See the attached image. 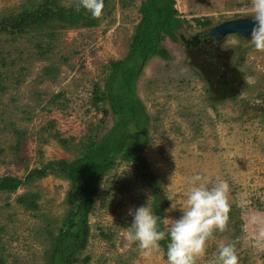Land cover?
I'll list each match as a JSON object with an SVG mask.
<instances>
[{
  "label": "rangeland",
  "instance_id": "rangeland-1",
  "mask_svg": "<svg viewBox=\"0 0 264 264\" xmlns=\"http://www.w3.org/2000/svg\"><path fill=\"white\" fill-rule=\"evenodd\" d=\"M24 1L0 0V14L18 9ZM111 2L100 18L89 13L82 27L63 31L44 54L35 36H0L5 87L0 89V176L23 178L49 160H72L77 154L73 146L91 133L89 126L100 124L98 130L103 131L113 124L108 105L91 103L93 89L97 83L104 85L106 65L127 55L141 14L140 0H126L124 6L119 0ZM251 3L176 0L175 6L185 19L181 31L190 35L196 17L213 24L248 18ZM163 44L170 59H148L136 82L151 124L142 151L144 165L119 161L103 175L89 214L87 242L75 264H167L162 247L145 254L129 242L128 210L148 198L151 207L157 194L166 203V227V218L181 216L188 178L197 173L209 181H225L230 203L224 230L207 242L198 264H212L218 246L229 243L235 246L238 264H264V239L257 236L264 227V51L255 50L250 39L229 34L225 45L233 48L246 87L234 98L213 101L180 42L167 37ZM70 187L68 179L50 173L16 192L0 191V264H44L51 234L58 233L68 210ZM27 191L39 194L37 210L18 203V195ZM169 199L177 208L166 211Z\"/></svg>",
  "mask_w": 264,
  "mask_h": 264
},
{
  "label": "trees",
  "instance_id": "trees-1",
  "mask_svg": "<svg viewBox=\"0 0 264 264\" xmlns=\"http://www.w3.org/2000/svg\"><path fill=\"white\" fill-rule=\"evenodd\" d=\"M64 1L25 0L18 9L1 13L0 36L14 39L26 35L35 36L36 46L40 47L42 54L47 53L52 50L63 31L82 27L89 14L83 8L76 11L77 1L70 5H66ZM119 2L123 6L128 5L126 0ZM111 4V0H104L102 15ZM175 5L176 0H140L138 11L141 18L131 36L127 55L110 61L106 65L108 72L104 85L95 84L91 103L96 107L108 105L113 114L111 126L103 131L98 130L100 124L89 126L91 133L74 144L77 154L72 160H49L42 167L31 169L23 178L14 175L0 176V191L3 192H16L20 186L50 173L71 182L67 193L69 207L58 233L51 234L44 264H75L78 253L87 242L89 214L99 195L103 175L119 161L133 163L138 168L144 165L142 151L150 140L151 124L147 108L137 94L136 82L148 59L155 55L170 59L171 52L163 44L167 37L173 42H179L178 34L185 19L179 17ZM195 21L200 26L213 24L209 18L196 17ZM43 41H46L45 46ZM1 75L0 73V89H4ZM60 141L64 145L67 143L65 139ZM38 197L37 192L27 191L19 194L17 201L26 210H37ZM165 204L163 198L156 194L151 205L153 213L161 218V229L166 228L163 221ZM166 244V240L160 241L165 258Z\"/></svg>",
  "mask_w": 264,
  "mask_h": 264
},
{
  "label": "clouds",
  "instance_id": "clouds-1",
  "mask_svg": "<svg viewBox=\"0 0 264 264\" xmlns=\"http://www.w3.org/2000/svg\"><path fill=\"white\" fill-rule=\"evenodd\" d=\"M252 30L250 42L257 51H264V0H252ZM83 8L93 18H99L104 8V0H77V12ZM190 185L186 200L179 207L181 216L178 219L166 218V228L161 229V218L154 214L149 198L144 205L129 209L132 217L127 239L145 254L159 252L160 241L166 240L167 264H198L205 255L207 242L214 233L223 231L229 219L230 203L228 185L217 179L209 181L197 173L188 178ZM172 201L166 211L176 209ZM264 239V227L257 233ZM212 264H238V256L232 243L218 246Z\"/></svg>",
  "mask_w": 264,
  "mask_h": 264
},
{
  "label": "flooded vegetation",
  "instance_id": "flooded-vegetation-1",
  "mask_svg": "<svg viewBox=\"0 0 264 264\" xmlns=\"http://www.w3.org/2000/svg\"><path fill=\"white\" fill-rule=\"evenodd\" d=\"M217 24L209 26L195 24L194 32L190 35L184 34L182 31H180L178 35L179 42L190 63L198 70L200 76H202L207 84L206 91L209 93L211 100L223 101L236 97V95L246 87V79L239 69V64H237L236 61L234 62L233 48L225 45V41L229 34L221 40L210 35V29ZM239 36L244 39L246 38L241 35ZM232 67H236L238 72H233L231 69ZM223 82H226L227 88L222 89L221 92L217 91L216 88ZM237 84H240L237 93L232 94L228 91L229 87H233V85Z\"/></svg>",
  "mask_w": 264,
  "mask_h": 264
},
{
  "label": "water",
  "instance_id": "water-1",
  "mask_svg": "<svg viewBox=\"0 0 264 264\" xmlns=\"http://www.w3.org/2000/svg\"><path fill=\"white\" fill-rule=\"evenodd\" d=\"M252 26H253V21L251 17L248 18L239 17L236 19H229L217 25H214L210 29V35L218 40L225 38L228 34H238L243 37L250 38V32L252 30ZM231 69L233 72H238V69L236 67H232ZM239 85L237 84V85H233V87H229L228 91H230L232 94L237 93V91L239 90ZM224 88H227L226 82L220 84L216 89L217 91L221 92L222 89Z\"/></svg>",
  "mask_w": 264,
  "mask_h": 264
}]
</instances>
